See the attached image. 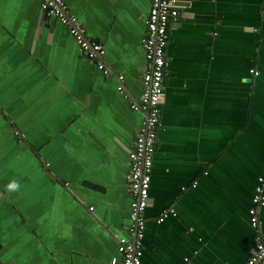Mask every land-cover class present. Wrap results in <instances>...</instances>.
<instances>
[{"label": "crops", "instance_id": "1", "mask_svg": "<svg viewBox=\"0 0 264 264\" xmlns=\"http://www.w3.org/2000/svg\"><path fill=\"white\" fill-rule=\"evenodd\" d=\"M64 1L109 74L40 0H0L2 264H111L130 224L127 153L143 114L129 99L149 0ZM174 4L140 264H243L264 166V0ZM258 220L264 236V206Z\"/></svg>", "mask_w": 264, "mask_h": 264}, {"label": "built area", "instance_id": "2", "mask_svg": "<svg viewBox=\"0 0 264 264\" xmlns=\"http://www.w3.org/2000/svg\"><path fill=\"white\" fill-rule=\"evenodd\" d=\"M149 10L144 20L141 46L144 56V71L141 75V93L138 100L129 99L132 110L143 114L141 126L128 150V208L130 224L123 235L116 238V249L120 259L113 257L111 264H140L143 253L142 239L145 229V209L149 197V186L155 142L161 126V99L166 66L165 49L170 24L177 19L178 10L174 0H149ZM40 9L55 18L74 39L79 52L92 61L104 74L111 72L106 63L104 46L88 37L82 21L71 13L64 0H40ZM257 75L258 71L250 69ZM117 92L128 99L123 87V74H116ZM264 206V166L257 176L252 204L248 210L249 222L256 230L255 245L251 255L243 264H264V236L258 220V209ZM90 209H92L90 207ZM173 214L172 209H164L156 218L158 223ZM0 264L2 261L0 259Z\"/></svg>", "mask_w": 264, "mask_h": 264}, {"label": "clouds", "instance_id": "3", "mask_svg": "<svg viewBox=\"0 0 264 264\" xmlns=\"http://www.w3.org/2000/svg\"><path fill=\"white\" fill-rule=\"evenodd\" d=\"M19 189H20V184L18 181H12L8 185L9 191L16 192V191H19Z\"/></svg>", "mask_w": 264, "mask_h": 264}]
</instances>
